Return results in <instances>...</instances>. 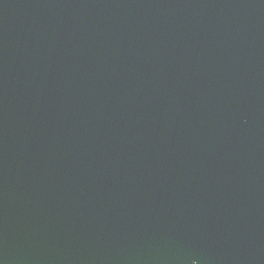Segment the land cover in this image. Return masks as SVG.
<instances>
[{
  "label": "water",
  "instance_id": "95a60500",
  "mask_svg": "<svg viewBox=\"0 0 264 264\" xmlns=\"http://www.w3.org/2000/svg\"><path fill=\"white\" fill-rule=\"evenodd\" d=\"M0 264H264V0H0Z\"/></svg>",
  "mask_w": 264,
  "mask_h": 264
}]
</instances>
